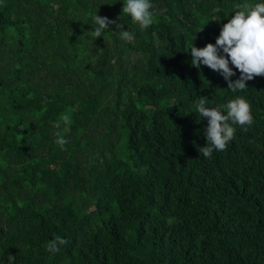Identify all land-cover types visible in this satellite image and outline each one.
I'll use <instances>...</instances> for the list:
<instances>
[{
    "label": "trees",
    "instance_id": "obj_1",
    "mask_svg": "<svg viewBox=\"0 0 264 264\" xmlns=\"http://www.w3.org/2000/svg\"><path fill=\"white\" fill-rule=\"evenodd\" d=\"M124 3L0 0V264H264V76L234 93L190 49L264 0H151L144 30ZM237 96L252 125L204 158L196 102Z\"/></svg>",
    "mask_w": 264,
    "mask_h": 264
},
{
    "label": "clouds",
    "instance_id": "obj_2",
    "mask_svg": "<svg viewBox=\"0 0 264 264\" xmlns=\"http://www.w3.org/2000/svg\"><path fill=\"white\" fill-rule=\"evenodd\" d=\"M235 7L240 10L223 25L215 44L208 43L202 48L191 44L190 47L192 66L199 69L202 64L220 73L228 82L227 88L234 93L247 89L246 81L264 76V3H245ZM152 9L151 0H125L122 6L123 13L131 17L133 24H139L141 30L153 23ZM93 20L97 25L92 32L94 40L101 37L102 31L109 28V25L115 24V21L96 14ZM115 26L117 29L123 27L122 24ZM119 34L124 41L131 43L134 40L133 34L127 30H120ZM229 63L240 73L235 81L230 79L235 72L229 67ZM206 103L207 99L200 97L195 104L200 117L207 118L208 121L204 133L207 143L205 147L199 148V153H202L204 158H211L214 150H226L228 143L234 138L235 129L231 124L239 125L246 131L245 126L252 125L253 117L250 104L240 96L222 106L227 110L226 115L217 108L206 107ZM61 120L66 125L71 122L67 114L62 116ZM53 127L60 128V122H55ZM56 137L55 143L63 149L68 141L59 132ZM67 244L66 239L56 236L48 243L47 249L56 253L60 251L61 246Z\"/></svg>",
    "mask_w": 264,
    "mask_h": 264
}]
</instances>
